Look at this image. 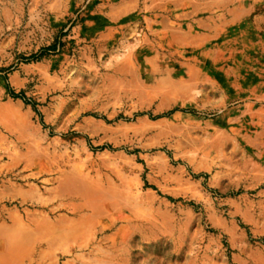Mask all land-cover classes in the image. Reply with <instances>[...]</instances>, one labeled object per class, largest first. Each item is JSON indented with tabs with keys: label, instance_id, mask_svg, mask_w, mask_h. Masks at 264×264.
<instances>
[{
	"label": "rangeland",
	"instance_id": "rangeland-1",
	"mask_svg": "<svg viewBox=\"0 0 264 264\" xmlns=\"http://www.w3.org/2000/svg\"><path fill=\"white\" fill-rule=\"evenodd\" d=\"M0 264H264V0H0Z\"/></svg>",
	"mask_w": 264,
	"mask_h": 264
},
{
	"label": "trees",
	"instance_id": "trees-1",
	"mask_svg": "<svg viewBox=\"0 0 264 264\" xmlns=\"http://www.w3.org/2000/svg\"><path fill=\"white\" fill-rule=\"evenodd\" d=\"M44 51H46V50H44ZM43 51V52H44ZM42 54V53H41ZM37 58V56L36 55H31L30 56V58L29 59H36ZM7 90H8V92L10 93V95L12 96V97H14V98H23V95L21 94V93H15L8 85H7ZM178 109H173V110H170V111H168V112H166V113H163L162 115H160L161 117H163V116H167V115H169V114H171V113H173V112H175V111H177Z\"/></svg>",
	"mask_w": 264,
	"mask_h": 264
}]
</instances>
